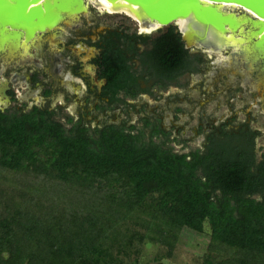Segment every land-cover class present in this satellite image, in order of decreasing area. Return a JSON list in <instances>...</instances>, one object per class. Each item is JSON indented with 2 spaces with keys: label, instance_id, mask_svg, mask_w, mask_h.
<instances>
[{
  "label": "trees",
  "instance_id": "trees-1",
  "mask_svg": "<svg viewBox=\"0 0 264 264\" xmlns=\"http://www.w3.org/2000/svg\"><path fill=\"white\" fill-rule=\"evenodd\" d=\"M100 39L96 63L108 105L119 93H144L149 80L163 89L203 62L172 25L151 39L123 30ZM142 122L90 127L35 107L0 111V264H123L120 256L136 260L137 237L171 249L183 227L202 232L204 222L210 243L203 264H264L257 133L221 129L203 150L179 152L165 144L169 133L159 119ZM137 212L146 231L136 237L119 225Z\"/></svg>",
  "mask_w": 264,
  "mask_h": 264
},
{
  "label": "rangeland",
  "instance_id": "rangeland-1",
  "mask_svg": "<svg viewBox=\"0 0 264 264\" xmlns=\"http://www.w3.org/2000/svg\"><path fill=\"white\" fill-rule=\"evenodd\" d=\"M225 9L243 12L239 8ZM165 28L142 33L141 36L151 39ZM247 29L248 26H244L245 32ZM108 30L139 32L136 24L126 16L101 12L90 4L85 13L63 21L52 34L56 37L49 39L41 34L30 42L29 49L17 57L1 54L0 84L5 82L7 89L15 86L16 105L48 106L55 110V118L62 122L70 115L74 120L81 118L90 127L109 123L140 127L144 118L151 121L159 119L161 128L169 133L165 144L179 152L203 150L207 136L221 128L237 130L247 126L257 133L254 141L257 156L264 154L263 61L246 52L249 49L247 40L241 43L237 40L243 38L231 37L236 43H241L237 50L234 46H230L233 50L223 49V46L221 49L222 39L216 35L214 39L198 41L188 49L191 54L202 55L199 72L183 74L163 89L149 80L142 86L145 92L135 99L119 96L116 104L108 105L97 95L98 84L96 88L90 87V92L84 80L88 78H79L71 72L80 61H84L83 67L89 65L97 52L90 45ZM148 41L138 44L139 48H147ZM206 42L212 45L209 47ZM134 63L137 66L138 62ZM26 66L48 70L49 76L45 80L53 90L48 98L41 96L42 85L33 86L29 82ZM14 104L5 95H0V108ZM14 178L18 181L25 179L18 175ZM28 181L36 184L32 178ZM138 213L119 225L122 230L136 232V237L146 231L141 220L143 216L140 214V218ZM137 238L133 244L138 247L136 260L135 254L125 258L120 256L123 264H203L210 243V226L204 222L202 232L183 227L171 249L148 237L140 243ZM220 254L223 258L229 255L228 252Z\"/></svg>",
  "mask_w": 264,
  "mask_h": 264
},
{
  "label": "water",
  "instance_id": "water-1",
  "mask_svg": "<svg viewBox=\"0 0 264 264\" xmlns=\"http://www.w3.org/2000/svg\"><path fill=\"white\" fill-rule=\"evenodd\" d=\"M76 1L77 0H0V38H4L3 30L5 26L10 27L11 29H18L20 31H23L26 39L31 38L35 33H40L41 35L45 32L55 30L67 18H74L86 12L88 8L85 11H78L75 16L69 15L71 7L74 3H76ZM78 1H85L86 3L87 0ZM125 1L130 4L137 5L147 17L159 24L158 29L170 25L176 27L177 31L181 35V39L185 43L186 48L193 47L198 41H207L214 39L215 35L222 39L219 34L208 30L209 27L207 26L209 25L217 31H224V24H227L230 27H233L235 25L234 18L229 14L220 12L216 9L215 6L204 5L201 0ZM210 1L216 3H232L249 10H246V17L248 21L245 23V26L252 25L255 27V30L257 32L262 31V34L257 39L255 38V40L253 41V45L251 48L255 50H253L254 54H249H252L254 59L258 58L263 61L262 68L264 70V0ZM60 13H62L61 16H63L62 19L60 18ZM108 14H122L131 19L139 28L140 19H135L134 17L122 12ZM180 19H186L187 31L185 32L181 31L180 29V23L178 21ZM142 22H145L144 19L142 20ZM196 22L202 24L203 26H200ZM210 32L213 35H211ZM222 42L223 43L221 44V49L222 46L223 49H231L229 45H226L224 43L223 39ZM206 43L209 47L212 45L211 42ZM1 51L4 50L0 49V52Z\"/></svg>",
  "mask_w": 264,
  "mask_h": 264
},
{
  "label": "bare ground",
  "instance_id": "bare-ground-1",
  "mask_svg": "<svg viewBox=\"0 0 264 264\" xmlns=\"http://www.w3.org/2000/svg\"><path fill=\"white\" fill-rule=\"evenodd\" d=\"M201 1L204 5L215 6L216 9L219 10L220 12H222L224 14H229L231 17L234 18V21H235V25L233 27H230L229 25L224 24V29H225L224 31H217L216 29H214L210 25L207 26V27H209L208 30L213 31L219 35L221 34L220 36L222 37L224 43L226 45H229V47L230 46L237 47L236 50L239 48V46H241V43H244L243 41L247 40V43H249V49L246 52L248 54L249 53L254 54L255 50L251 48L253 45V41L255 40V38L257 39L262 34V31L257 32L255 30L254 26L249 25L248 29L245 32L244 26H245V23L248 21V19L246 17L247 16L246 10L247 11H249V10L246 8H243V7H239L238 5L232 4V3H226V2L216 3V2H213L210 0H201ZM90 4L94 5L101 12H105V13L122 12V13H126V14L134 17L135 19H140L139 20L140 21L139 29L145 33H151L153 31L157 30L159 27V24L157 22L153 21L152 19H150L149 17H147L139 9V7L137 5L130 4L125 0H87L86 3H85V1H78L77 0L76 3H74L73 6L71 7L69 15L75 16L78 13V11H80V10L85 11L90 6ZM35 5H40V4H35ZM226 7L229 9H232V10H234L236 8H240L245 13L243 12L242 14H237L234 11L226 10L225 9ZM61 14L62 13H60V18L62 19L63 16H61ZM142 18L144 19V21L146 23L142 22V20H143ZM178 21L180 23L181 31H183V32L187 31L186 19H180ZM197 24H199L200 26H203L200 23H197ZM256 24H258V23H256ZM3 35H4V38H2V39L0 38V43H2V44L6 43L7 41H10L9 39H12V42H16L19 44L21 37L24 36V38H25L23 31H20L18 29H11L8 26L4 27ZM211 35H213V34L211 33ZM231 37L232 38L240 37V38H243V40H237L241 43H236L235 40H233ZM29 39H31V38H29ZM2 50H4V49H2Z\"/></svg>",
  "mask_w": 264,
  "mask_h": 264
},
{
  "label": "flooded vegetation",
  "instance_id": "flooded-vegetation-1",
  "mask_svg": "<svg viewBox=\"0 0 264 264\" xmlns=\"http://www.w3.org/2000/svg\"><path fill=\"white\" fill-rule=\"evenodd\" d=\"M138 30H139V32H135L134 31L137 35H141L142 33H145V32H142L139 28H138ZM108 31L100 34L98 40L96 42H94L92 45H90V47L94 48L97 52L92 57L91 62L89 63V65L83 67V63L82 62H84V61H80L79 65H77L74 68H72V71H71L74 75H76L79 78H88L87 80L86 79H84V80H85V82H87L88 90L90 92L92 91V89L90 87H92V88L95 87L96 88L97 84H98V86H99V88L97 90L98 93L97 92L96 93H97L99 99L104 101V102L108 101V99L103 95V88L105 87V85L107 83V80L100 75L99 68H98V65L96 63V58L101 52V47L99 45L100 44V40H101L100 38H101V36L107 34ZM53 32H54V30H52L50 32H45L42 35L44 37H47V38L50 39V38H52L53 36L56 35V34H54L52 36ZM38 36H40V33H35L31 37V39H26V38H24V36H22L21 39H20L19 44L16 43V42H12V39H9L10 41H7L4 44L1 43L0 49H4V51H1L0 55L5 53L9 57H17L19 54H21L22 52H25L27 49H29L30 42H33V40L35 41V39ZM137 47H139V46H137ZM140 50H142V49H140ZM135 61L136 60H133V62H135ZM134 68H137V66L135 65ZM26 70L28 72V80H29V82L33 86L42 85L43 86V90H42V95L41 96L45 97V98H48L53 93L52 86L48 83V81L45 80L49 76L48 75V70H45L43 67L42 68L38 67V68L32 69L30 66H26ZM5 84H6L5 82L0 84V95H2V94L5 95L10 100L15 102V104L12 105V106H9L7 108H0V111L9 110V111H18V112H28V111L32 110L35 107V108H38V109L43 110V111L54 112L55 115H56L55 110L50 109L48 106L40 107V106H37V105H32L31 107H27L26 103H21V105H16L18 103H17V96H16L15 90H14L15 86H10L7 89V86ZM140 94H142V93H140ZM140 94H138V95H140ZM119 96H123L124 99L127 98V99H131V100L135 99L137 97V96H135L134 98H129V97H126L123 93H119L118 94V98H119ZM67 116H70V115H67ZM70 117H72V116H70ZM73 121H76V120H74V118H73ZM245 127L247 128V126H245ZM221 129H225V128H221ZM225 130L226 131H237L238 129L237 130H227V129H225ZM250 130L253 131L252 129H250Z\"/></svg>",
  "mask_w": 264,
  "mask_h": 264
}]
</instances>
